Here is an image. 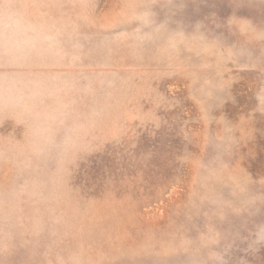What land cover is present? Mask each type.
Wrapping results in <instances>:
<instances>
[{
    "label": "rangeland",
    "instance_id": "obj_1",
    "mask_svg": "<svg viewBox=\"0 0 264 264\" xmlns=\"http://www.w3.org/2000/svg\"><path fill=\"white\" fill-rule=\"evenodd\" d=\"M0 264H264V0H0Z\"/></svg>",
    "mask_w": 264,
    "mask_h": 264
}]
</instances>
